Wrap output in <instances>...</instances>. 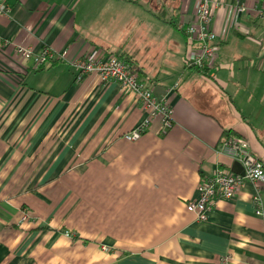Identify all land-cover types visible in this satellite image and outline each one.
<instances>
[{"label": "crops", "instance_id": "obj_1", "mask_svg": "<svg viewBox=\"0 0 264 264\" xmlns=\"http://www.w3.org/2000/svg\"><path fill=\"white\" fill-rule=\"evenodd\" d=\"M220 1L219 55L200 70L181 27L197 0H8L0 264H264V214L252 202L257 187L264 201V184L247 180L204 221L187 208L205 176L237 162L228 137L264 163V0ZM16 45L68 55L36 68ZM97 53L129 60L167 98L168 130L158 117L139 139L124 137L146 113L118 82L76 80L73 61Z\"/></svg>", "mask_w": 264, "mask_h": 264}, {"label": "built area", "instance_id": "obj_2", "mask_svg": "<svg viewBox=\"0 0 264 264\" xmlns=\"http://www.w3.org/2000/svg\"><path fill=\"white\" fill-rule=\"evenodd\" d=\"M21 1V0H20ZM194 19L181 25L192 47V55L188 60L190 66L204 70L211 67L220 51V36L212 27L213 9L221 5L220 0H197ZM0 14L12 17V8L8 0H0ZM259 18H264V6L257 10ZM2 38L0 37V42ZM10 43L9 41H7ZM6 42V43H7ZM17 55L21 59H30L34 66H45L54 59L65 60L67 50L56 51L46 46L40 52L31 47L16 45ZM76 71V80L81 81L90 74H95L102 82H118L126 91L133 93L141 102L146 115L124 137L129 141L139 139L149 128L154 119L160 117L162 131L173 125V107L167 98H158L154 91L146 87L140 80L133 66L115 54H87L73 61ZM223 149L230 153L232 158L241 164L244 173L233 171L230 167L220 166L209 176H205L199 184V195L187 203L189 211L196 214L201 221L207 220L208 214L213 210L217 200H229L235 197L237 191L248 180L257 186L264 184V163L251 151L246 140L230 137L224 140ZM255 213L264 214V201L257 187L252 197ZM68 236L71 233L66 232ZM105 250L109 247L104 246ZM227 259L225 258V261Z\"/></svg>", "mask_w": 264, "mask_h": 264}, {"label": "water", "instance_id": "obj_3", "mask_svg": "<svg viewBox=\"0 0 264 264\" xmlns=\"http://www.w3.org/2000/svg\"><path fill=\"white\" fill-rule=\"evenodd\" d=\"M233 171H235V172H238V173H244V171H243V167L241 166V164L240 163H238V162H235L234 164H233V166H232V168H231Z\"/></svg>", "mask_w": 264, "mask_h": 264}, {"label": "trees", "instance_id": "obj_4", "mask_svg": "<svg viewBox=\"0 0 264 264\" xmlns=\"http://www.w3.org/2000/svg\"><path fill=\"white\" fill-rule=\"evenodd\" d=\"M121 59H123V60H125V61H127V62H129L132 66H133V64L129 61V60H127V59H124L123 57H120ZM42 67H44V66H41V67H39V68H42ZM133 68H134V66H133ZM134 70H135V68H134ZM136 71V70H135ZM228 138H230V137H228Z\"/></svg>", "mask_w": 264, "mask_h": 264}]
</instances>
